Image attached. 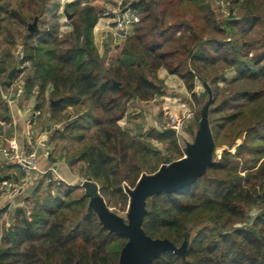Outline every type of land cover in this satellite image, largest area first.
<instances>
[{
    "label": "trees",
    "instance_id": "1",
    "mask_svg": "<svg viewBox=\"0 0 264 264\" xmlns=\"http://www.w3.org/2000/svg\"><path fill=\"white\" fill-rule=\"evenodd\" d=\"M50 1L0 0V34L6 32L7 45L0 55V85L14 78L8 73L20 44L25 96L34 95L35 107L53 125L60 123L49 141H64L63 159L70 166L81 163L82 178L95 181L107 204L123 210L125 189L142 173L182 156L173 129L136 135L122 127L128 104L162 95L160 68L178 76L192 95L196 80L208 83L214 148L242 142L233 153L224 150L193 182L146 197L141 228L148 237L180 247L192 233L184 256L166 249L147 264H264V0H225L237 12L224 19L208 0H162L160 12L152 0H121L139 20L108 64L94 43L102 11L91 0L65 4L72 13L67 32H59L56 18L27 30ZM13 25L25 27L20 43ZM227 69L235 75L220 86ZM205 96L206 89L200 100ZM56 186V195L48 183L41 195L38 182L30 210L15 208L12 222L0 227V264H118L127 236L98 220L80 186Z\"/></svg>",
    "mask_w": 264,
    "mask_h": 264
},
{
    "label": "rangeland",
    "instance_id": "2",
    "mask_svg": "<svg viewBox=\"0 0 264 264\" xmlns=\"http://www.w3.org/2000/svg\"><path fill=\"white\" fill-rule=\"evenodd\" d=\"M70 1L73 0L50 1L45 9L44 16L37 17V21H36L37 30L40 26L43 25V23L50 22L54 18L58 19L59 21L60 33L67 32L68 30H70L72 28L70 21V17L72 16V13L70 17H67L64 13L65 4ZM120 1L121 0H91V3L102 11L101 12L102 14L98 18L93 28V37H94V43L98 49L99 54H101L102 56L104 55V60L105 63L107 64L114 56L118 55L122 47L124 38L132 32L134 24L139 20V16L136 14V12L134 10H131L130 8H129L130 10L126 11L127 8L121 7ZM152 1L154 2L153 9L156 12H160L161 7L159 3L162 0H152ZM208 2L215 10L216 16L219 19L220 18L224 19L229 15H236L237 12L236 6L231 7L232 8V12H231L230 10L231 8L225 0H208ZM86 3L87 0H81V6H84ZM126 16L130 18L136 17L137 20L134 23L129 24L127 26V29L124 32H122V35L121 34L117 35V30H116L117 22L119 21L120 17H126ZM34 18L27 23L26 26L27 30H28V24L32 23ZM10 29H12V32L16 37V42L20 43L21 35L24 33L25 27L13 25L10 27ZM4 33L6 32H2V34H0V55L4 53V49L7 46L2 36ZM18 47H21L20 44L18 45ZM17 50L18 49H15L13 51L14 56H17L18 53ZM108 54L110 57L108 56ZM23 75L24 74L19 73L17 77L22 79ZM234 75L235 72L233 69H227L223 72L222 77L217 80V83L220 86L225 85ZM176 78H178V80L174 82H170L171 84L169 82H167L166 84L165 79L158 78V81H156V83L159 86L160 90L162 91V95L156 96L153 99L148 100L149 102L147 103L146 102L144 103V101H140V100H133V103L130 104V107L128 109V114L126 116L124 114V116L119 120L118 123L124 128L127 125H130L132 128L135 129L137 135L138 134L142 135L143 132L148 131L150 128H157L160 130L163 128L172 129L169 127L170 124H174L177 121H183L185 120L186 116L189 115V117L186 119V121L178 131L173 129L175 132L177 142L182 151L185 143L187 144L192 143L195 134L197 132L202 117L201 110L206 100L208 99V97L205 96L201 101L200 96L203 93V91L206 89L205 86H207L208 83L196 80L194 87V95H192L190 92L187 91L183 81L178 76H176ZM179 79L182 81L184 87L181 85ZM164 97H168L169 98L167 99L168 101L167 100L164 101L165 100ZM46 104L48 103L46 102ZM164 105L167 106L166 113L162 109ZM156 106H159L158 109ZM45 116H46L45 112L41 111V114L36 118V125L34 126L35 130L33 134L36 141L39 140L40 138L41 140H43L44 138L45 140H50L53 130L57 127H60V123H58L59 125L52 124L50 128H48V126L46 127L44 122ZM207 122L211 130L208 113H207ZM241 142H242V137L236 139L235 144L231 147L223 145L214 148V157L212 156L213 161L219 159L224 150H228L233 153L235 151L236 146ZM151 143L154 144V146H156L157 148H160L161 150L164 147L162 143L156 140H151ZM63 145H64V141H62L61 139L57 141L54 145H52L53 147L51 146V153L48 155L49 157L47 156L48 160L50 159V161L56 162L59 161L60 158L63 159L64 154L61 151ZM31 147L32 146L29 144L26 145V149L28 151L32 150L30 149ZM64 163L68 166V169L71 173H74L77 176H81L80 177L81 179H85L82 178L83 166L81 163H77L73 166H70L65 160ZM4 168L5 167H0V178L4 176L6 173L10 176V179L0 182V209H4L3 213L0 215L1 228L7 227L10 224V222H12L13 212L15 208L26 206V212L30 210V207L33 204V199H31L30 193L33 187H35V185L38 183L37 181L36 182L33 181L31 184L27 185V187H24L21 192L13 196V198L9 199L4 195L6 189L12 185L13 183L12 179L13 180L15 178L21 179L23 177V172L21 171L19 166H16V168L14 167L12 170H7ZM50 179L51 177L47 175L45 176V178H43L42 181H40L41 187L39 189V192L41 195L45 189L46 183ZM80 182L81 181H78L77 184H79ZM57 186H56V182H54L53 187H51L50 189L51 194L56 195L58 193ZM80 192L81 191H79V193ZM128 204H129V198H128V203L123 210H121L118 206L113 207L107 204V206L111 209V211L116 216H118V218L123 220L124 225L128 224V216H127V212L129 209ZM0 236H1V232H0ZM191 237H192V233H190L186 237L184 244L177 249V251L180 254L185 253L190 243ZM143 248L146 252L144 258H148L150 257L152 252L158 251L161 248V246L160 247L151 246L150 248L153 250L152 251L151 249H149V246L148 244H146L145 241V245L143 246ZM146 248H148L147 251Z\"/></svg>",
    "mask_w": 264,
    "mask_h": 264
},
{
    "label": "water",
    "instance_id": "3",
    "mask_svg": "<svg viewBox=\"0 0 264 264\" xmlns=\"http://www.w3.org/2000/svg\"><path fill=\"white\" fill-rule=\"evenodd\" d=\"M64 13L67 17L71 15L67 13L66 10H64ZM36 21L37 17L34 18L32 23L28 24V30L30 32L37 31ZM16 67H13L9 71V77L14 73ZM206 90L208 92V99L201 110L202 117L194 140L184 148L187 157L168 165L162 164L154 174H142L140 180H137L133 188L125 189L129 196L127 225H124L123 220L118 218V216H116L105 204L99 192V186L95 181L83 179L77 184L84 190V194L89 198V206L93 208L98 220L110 231L127 236L128 240L121 251L118 264H147L166 249L180 254L177 249L180 248L185 241L180 247H175L165 239H151L143 232L141 222L145 213V202L148 195L158 191L172 192L177 190L181 186L193 182L199 175L204 173L208 165L214 162L212 159L214 152L213 137L210 127L207 124V113L211 96L208 87ZM56 102L57 100L51 101L52 104ZM9 178V175H4L0 178V182ZM145 241L149 249H151V246H161V248L158 251L152 252L150 257L144 258L146 255L143 248ZM147 250L148 248H146V251ZM180 255L184 256L185 253Z\"/></svg>",
    "mask_w": 264,
    "mask_h": 264
},
{
    "label": "crops",
    "instance_id": "4",
    "mask_svg": "<svg viewBox=\"0 0 264 264\" xmlns=\"http://www.w3.org/2000/svg\"><path fill=\"white\" fill-rule=\"evenodd\" d=\"M131 27V26H130ZM117 47V46H116ZM115 47V48H116ZM117 49V48H116ZM115 49V50H116ZM120 52V51H119ZM119 55V53H118ZM117 55V56H118ZM109 56V54H108ZM114 56L113 58L117 57ZM110 57V56H109ZM107 64V63H106ZM16 67V65H15ZM23 69V68H22ZM18 69L16 67V70L14 73L9 77L10 79L14 75V78L11 79L10 83L7 86H1L0 85V145L7 146L11 141L16 140L17 142L26 145H31L32 147L30 149H34L37 152V182H40L45 178V176L49 175L51 177L50 170L54 171L56 175L60 177V181H63L66 184L69 185H77L78 181H82L81 176H77L74 173H71L68 169V166L64 163L63 159H59V161L52 162L50 159L48 160V155L51 153V146L53 145L49 140H39L36 141L34 138V126L36 125V119L32 121L31 125V135L30 138L26 139L25 134V120L29 117L30 114V108L34 105H36V98L33 96L27 98L24 94L23 90V81L21 78H18L17 75L23 74V70ZM21 70V71H19ZM157 77L163 78L167 82H174L178 80L175 75L167 73V71L164 68H160L157 71ZM180 80V79H179ZM181 85L183 86L182 81L180 80ZM171 84V83H170ZM184 87V86H183ZM208 86H205L207 88ZM185 89V88H184ZM7 96L10 100V105L7 106L4 101L3 97ZM46 99L48 100L47 93L45 94ZM166 101L169 99L168 97H164ZM168 101V100H167ZM147 103L149 101H144V103ZM133 103V100L128 104L127 111L125 112V116L128 114V109L130 107V104ZM157 109L159 106H156ZM162 109L166 113L167 106L164 105ZM171 111V110H170ZM7 114V118L4 114ZM45 125L48 128L51 127L52 123L49 120V114L45 113ZM125 128H127L131 133L136 134L135 129L132 128L130 125H127ZM141 133V132H140ZM146 132H143V135L146 134ZM140 135V134H138ZM194 140V139H193ZM193 142V141H192ZM187 143H185L183 149H182V156L178 159H175L169 163H164L165 165H168L172 162L179 161L181 159H184L187 157L186 153L184 152V148L186 147ZM53 147V146H52ZM48 156V157H47ZM16 164L8 161L0 154V167H5L4 169L12 170L14 167L16 168ZM158 171V169L155 172L152 173H145L146 175L154 174ZM42 173V177H40V174ZM144 174V173H142ZM142 174L139 176L138 180H140ZM5 175H8L5 173ZM10 179V178H9ZM21 180V179H20ZM17 179H12V182H16ZM49 185L53 184L54 182L48 180L47 182ZM133 188V187H132ZM26 189V188H25ZM105 202V200H104ZM106 204V202H105ZM107 205V204H106Z\"/></svg>",
    "mask_w": 264,
    "mask_h": 264
},
{
    "label": "built area",
    "instance_id": "5",
    "mask_svg": "<svg viewBox=\"0 0 264 264\" xmlns=\"http://www.w3.org/2000/svg\"><path fill=\"white\" fill-rule=\"evenodd\" d=\"M130 10L129 8L126 9V11ZM132 13V12H131ZM134 14V13H133ZM136 17H120L119 21L117 22L116 30L117 35H122V32H124L127 29V26L129 24H132L136 21ZM124 35V34H123ZM17 56L16 60V66L18 69H22L26 66L27 63H20V60L23 57V52L21 50V47L17 48ZM4 103L9 106L10 100L7 96L3 97ZM30 114L29 117L25 120V134L26 139L28 140L30 138V135L32 133L31 131V125L32 121L35 120L40 114L41 111L34 106L30 108ZM189 117L186 116L185 120L183 121H177L174 124H170V128L178 131L180 127L184 124L186 119ZM0 154L7 159L8 161L18 165L23 172V177L21 180H17L16 182L12 183V185L6 189V192L4 195L7 198H13L16 194L21 192L24 187H27V185L31 184L33 181L36 182L37 180V152L36 150H27L24 144H21L17 142L16 140L11 141L7 146L0 145ZM51 175V181L58 183L61 179L58 175L54 173V171L50 170ZM42 173L40 174V177Z\"/></svg>",
    "mask_w": 264,
    "mask_h": 264
}]
</instances>
